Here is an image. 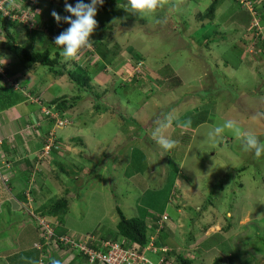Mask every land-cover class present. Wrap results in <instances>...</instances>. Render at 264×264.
Returning a JSON list of instances; mask_svg holds the SVG:
<instances>
[{
	"label": "rangeland",
	"instance_id": "obj_1",
	"mask_svg": "<svg viewBox=\"0 0 264 264\" xmlns=\"http://www.w3.org/2000/svg\"><path fill=\"white\" fill-rule=\"evenodd\" d=\"M76 2L68 0L73 6ZM210 2L169 0L146 20L129 13L123 0H104L97 6L95 19L115 24L101 34L107 36L106 44L99 40L97 27L90 37L93 47L85 49L79 60H66L59 46L52 50L51 58L58 57L61 66L70 70L82 66L90 73V90L100 96L98 102L110 105L106 113H101L100 105L65 76H55L44 66L35 70L28 66L22 71V57L7 46V31L13 33L15 28L11 24L7 31L0 27V56L9 60L2 62L8 69L6 72L2 67L0 87L21 89L27 96L35 89L42 98L20 103V112L30 114L28 105L32 102L36 108V104H43L42 100L82 96L77 106L66 107L67 121L50 128L54 129L52 136H32L35 145L48 140L58 147V157L66 159L58 162L65 165L68 173L60 171L61 166L48 156L51 149L45 147L43 165L51 174L47 176L50 185L40 190L38 201L43 198L44 205L50 207L51 202L62 197L69 202L63 222L47 217L49 232L56 228L66 236L93 242L104 236L114 237L120 221L117 207L127 218L144 217L146 213L160 216L164 212L170 219V234L165 237L175 249L166 263L184 264V258L194 264H213L222 257L221 264H264V154L256 158L254 152L243 151L241 139L231 130L226 129L216 140L207 136L211 129L233 119L243 131L255 132L264 142V117L257 116L264 113L262 39L254 40L236 19L245 14L244 8L253 10L256 18L251 23H259L264 38L260 23L264 0H224L223 7L217 8L213 25L203 29L201 26L208 22L203 14ZM28 3L29 0L15 2L22 16L13 17L31 28L46 31L42 23L54 18L51 12L59 8L61 16L71 15L65 11V0H33L32 6L40 3L38 11L29 10ZM164 18L166 24L156 22ZM185 20L193 21L195 26L187 36L181 34ZM116 46L121 51L118 56L112 53ZM129 46L142 53L144 59L139 63L133 59L126 51ZM33 49L41 51L39 42ZM252 53L260 59L253 61ZM15 68L23 75H17ZM172 71L175 76H171ZM135 72L142 76L134 79ZM220 73L225 82L217 75ZM17 76H23L21 82L18 80L23 85L16 88L13 82ZM252 90L259 92L258 96ZM173 111L181 122L191 121V125L181 129L174 122L166 134L177 144L165 151L152 138L151 131L157 120ZM39 112L36 114L40 117ZM53 113L57 115L55 109ZM23 118L30 119L26 115ZM24 125L18 133L27 130ZM44 125L45 129L49 127ZM26 147L35 148L34 144ZM2 155L0 175L5 183L12 173ZM50 155L54 158L53 153ZM22 172L14 173L18 186ZM33 181L24 180L18 189L28 191ZM10 194L3 197L0 205V264H21L27 259L26 264H39V258L50 259L49 252L55 244H48L44 250L35 247L47 240L38 216L26 214L27 206L33 203L17 207L18 201ZM27 198L33 199L30 195ZM202 243L208 249L201 247ZM56 249L59 250L57 245L51 253ZM61 250L66 253L57 258L60 261L75 253ZM159 255L155 256L150 244L144 259L159 264L162 254Z\"/></svg>",
	"mask_w": 264,
	"mask_h": 264
},
{
	"label": "trees",
	"instance_id": "obj_2",
	"mask_svg": "<svg viewBox=\"0 0 264 264\" xmlns=\"http://www.w3.org/2000/svg\"><path fill=\"white\" fill-rule=\"evenodd\" d=\"M18 1L22 3V2H25L26 0H15V2H18ZM32 1L29 0L28 5L26 4V6H28V9L32 7L31 8L32 11H38L40 3L38 6L37 5L32 6L31 5ZM123 2L127 4V0H123ZM223 3H224V0H211L210 5H206L207 9L205 10L206 12L203 14L204 15L203 17L205 19H208V22L206 24H203L201 28L204 29L210 25H213L212 22L215 19V16H216L215 13L217 11V8L221 6L223 7ZM5 9H7L8 12L10 11V13L13 15L17 13L20 15L22 14V12L19 11L16 7L10 6L9 0L5 2ZM245 10L246 11L244 15H240L238 16V18L236 17L235 18L245 28L243 30L246 33H251L254 36V40L256 38L259 41L260 39H262L263 46H262L261 53L264 55L263 33L259 31V28H256L251 23L253 19V14L251 13V11H249L248 9H245ZM56 12L60 14V12H62V9L59 8L56 10ZM37 18H40V20L42 19V17L40 16H38ZM36 21L37 23H39L38 19H36ZM260 23H262V25L264 26V17H261ZM8 24H11L15 28V32L12 33L7 29ZM42 24H45L43 26L44 28H46V31L40 28L39 29L31 28L28 24H25L24 22H18L16 20H13L11 17L5 16L3 11L0 10V27L4 29L5 31L8 30L7 36H8L9 41L7 42V46L11 52L17 53L18 55L22 57L23 65L21 66L23 68L25 67L29 69L28 66H30L31 68L33 67V69L35 70L39 67L44 66V67H47V70L50 71L52 74H55V76H58V77L65 76L68 79V81L73 83L74 86H76V88L79 91H84L88 93L91 97V100H93L94 104L98 103L100 105V107L102 108L101 113H106L109 110L110 105L108 103L102 104L98 102L100 100L99 98L100 96L96 92H93L92 90H90L91 86H89V83L92 79L90 73L87 70H85V68L82 66H78L75 69L70 70L66 66H61L60 59L58 57L51 58V52L57 46L54 43L55 38H53L51 34H53L54 37H57L61 32H63L68 27H70V25L67 23L61 22V26H60V24H58L54 18H51L49 22H46V23L43 22ZM114 26H115L114 23H109V22L98 23L97 27L99 30V40L104 42V44L107 43V36L105 35L101 36V34H103L105 30H112ZM183 27H185V29L181 28V34L183 36H187L188 34H191L192 29L195 28L193 21L191 22L187 20H185ZM41 39L42 41H40ZM17 40H21V42H18ZM248 41L249 40L246 41V44ZM38 42L40 44L41 51L33 49L35 43H38ZM126 51L138 63L144 59L143 54L140 53L133 46H129ZM112 53L115 54L114 56H118L121 53L119 46L112 48ZM252 54L253 55H251V57L254 56L253 61L260 59L256 53H252ZM57 55H59V53H57ZM243 55H244V52H243ZM58 64H60L59 69H57ZM216 73H218V70L216 71ZM170 74L171 76H173L174 71H172ZM217 75H219L220 78L223 80L222 73L217 74ZM141 76H142L141 73H136V72L134 73V79L139 78ZM254 90H252L251 93L254 94L255 96H258L257 93L259 92H254ZM38 95H40V93L38 92V90H35V89L31 90L30 95L27 96L25 95L23 91H20V90L17 91L14 89L0 87V111L15 107L24 101L29 102V100H31L32 98L40 99L41 97ZM80 100H82L81 95H77L76 97H73V98H67L64 96L61 99L57 98V99L50 100L48 102H45L42 100L41 102L44 105L36 104V108L33 105L35 103L32 102V104L28 105L30 109L32 110V112L30 114L23 113L21 117H19V119L21 120V124H20L21 127L25 126L24 124H26V128L23 127V129H27V130H25L22 133H15L13 136V140H12L13 142L11 141V144L7 143L5 140L4 142H2L3 144L4 143L7 145L9 144L10 146L9 153L3 156H6L5 158H7L6 161L8 163V167L10 166L11 168L10 174L11 173L12 174L10 175L9 180L6 181L5 183L9 185V188H11L12 192L16 189V186H14L12 177H14V179L16 178L14 175V172L18 165L22 164L24 166V169L21 170L23 171L21 174V179H23V181L30 179V177H34L35 175L37 183L32 184L30 188L28 189V191H26L24 188L18 189L17 196H20L21 198L20 200L24 203L26 202L25 204L29 203L28 198H27L28 195L33 197V203L35 205L39 204L40 209H38L37 207V209L34 210V208L36 207L27 206V209L25 211H26V214L31 215L33 217L37 215L38 220L42 218L47 220V217H48V218H54L55 220L57 219V221L60 220L63 222L66 217L68 206H69V202L67 199L63 197L59 200L56 199L53 202H51L53 203V205L52 207H50V204L48 206L44 205L46 204V202L40 204V202L38 201L39 196L37 197V194L41 193L40 190L48 189V186L50 185V181L49 180L46 181V178L48 177L44 176V174L48 176L47 169L43 165L47 157V156H43L45 147L50 146V149H51L50 152L53 153L54 158H52V156L50 155V152L48 156H50L53 162H56V164L61 166L60 171L61 172L65 171L66 173H68L66 168H64L65 165L63 163H62L63 165H60V162H58L60 161V159H62L58 157V150H59L58 147H56L55 145H50L51 143L45 139L52 136L53 134L52 131L54 129L50 131V128H53V127L57 128L60 121L61 122L67 121V116L65 115L67 114L65 113L66 109L77 106ZM233 101L235 102V100ZM54 109L56 110L59 118L57 117L55 113H53ZM39 110L41 111V113L39 112ZM37 111L41 114L40 117L37 116L36 114ZM25 115L30 119H27V118L24 119L23 116ZM44 124L49 125V127L45 129L46 127ZM39 134H44L43 137L45 139L41 141L40 143H38L37 145H35V148H34L35 152L33 153L31 152V149L29 150L26 147L27 144L30 145L31 143V140L28 141L27 139L29 136H34L36 138H39L40 137ZM62 160L65 161L66 159L63 158ZM80 170L82 171L83 167H80ZM23 206L25 207V205ZM117 209L120 215V221L117 225V232L114 235V237H112V235L111 237L104 236L101 239L97 238L96 241L91 242V247L97 253L99 254L103 252L106 253V251L109 250V248L104 247V242L117 243L119 244L120 247H123V248L132 247L140 251L141 253L151 243H153V246L157 248H161L163 245L164 246L162 248L169 246L171 248L170 254L175 250L173 247H171V245H169V243H167V238L165 237L168 235L166 233L168 232L167 228L170 224V219H168L169 216L167 215V213L163 212L160 216L146 213L144 217L127 218L119 207H117ZM166 216L168 218H166ZM60 221L59 223H61ZM59 223H57L56 221L54 222L56 226L59 225ZM64 234L65 233L57 231L56 228L54 229L53 239L57 241L56 245L58 246L59 249H62L63 245L58 237L63 236ZM204 246L205 245L202 243L201 247L208 249L207 248L208 245H206L205 247ZM64 248L71 250L72 252H75L72 254V256L76 254L79 257H84L85 263L90 264L89 259L87 258L88 255L81 253L80 251L78 252L77 247L71 248L70 246H65ZM52 260L53 259L51 258L50 259L48 258L38 259L39 264H51ZM182 261L184 262V264L194 263L191 259L188 260V259L183 258ZM221 261H222V257H218L213 264H221ZM94 264H100V263L98 262V260H96Z\"/></svg>",
	"mask_w": 264,
	"mask_h": 264
},
{
	"label": "clouds",
	"instance_id": "obj_3",
	"mask_svg": "<svg viewBox=\"0 0 264 264\" xmlns=\"http://www.w3.org/2000/svg\"><path fill=\"white\" fill-rule=\"evenodd\" d=\"M168 2L169 0H127V8L125 9L133 15H137L139 18L147 20L149 17L154 16L159 9H163ZM9 4L10 6H14L15 0H9ZM103 4H104V0H90V3H85L84 0H77V2L75 3V6H73L71 3H68V0H65V11L67 13H70L71 15L61 16L55 10L51 12V15L54 17V19L56 20L58 24L61 22H64L70 25V27H68L63 32H61L57 37H55V40H54L55 45L61 48L60 55L64 57L66 60H69V59L79 60L85 49H91L93 47V43L90 37L92 36V34L94 33V31L96 30L98 26V22L95 19V16L97 15V6L103 5ZM244 9H248V8H244ZM248 10L251 11V13L253 14V18H256V14H254V11L250 9ZM18 15H19V18L22 16V15L20 16V14ZM12 19L16 20L14 18ZM156 22L158 24H166L167 18H164L163 20L158 19ZM255 27L260 28L259 23ZM4 69L7 72V69L6 68ZM0 74H3L1 66H0ZM13 85H16V88H17V83L15 81L13 82ZM15 90H19V89H15ZM257 116L264 117V113H258ZM256 118L257 117H253V119H256ZM174 122H176V126L181 129L188 128L191 125V121L181 122L179 120V117L173 111V112H168L167 114L163 116L162 119L157 120L155 122L156 126L151 131L152 138L165 151L171 150L177 144V141L170 139L169 136L166 134L167 130L173 125ZM226 129L233 131L235 136L241 139L243 151L254 152L256 158H260L261 155L264 154V142H261L259 140L255 132L250 131V130L243 131L241 127L239 126L238 122L233 119H228L222 125L216 126L214 129H211L208 132L207 136L211 140H216L218 137L221 136V134ZM29 202L33 203V199H31ZM81 241H84V240H81ZM36 244H40L42 247L38 248ZM36 244H35V247L39 250H44V248L48 245L46 243H36ZM54 246L52 249H54ZM64 247L65 246L63 245L62 248ZM90 247H91V243H90ZM151 248H155V253L162 254L161 263L159 264H168L166 262L169 261L167 260V258L170 255L171 248L167 249L169 248L167 246L164 248L162 247L157 248L153 246V243H151ZM148 249H149V246L143 251L144 256ZM164 249H167V250L165 251ZM79 251L80 250L78 249V252ZM80 252L84 253L82 251ZM164 254H166L167 256H164ZM87 258L89 259V256ZM153 262L155 261L145 260V264H153ZM33 264H35V262H33ZM51 264H61V261L57 259H53L51 261Z\"/></svg>",
	"mask_w": 264,
	"mask_h": 264
},
{
	"label": "crops",
	"instance_id": "obj_4",
	"mask_svg": "<svg viewBox=\"0 0 264 264\" xmlns=\"http://www.w3.org/2000/svg\"><path fill=\"white\" fill-rule=\"evenodd\" d=\"M10 12V11H9ZM10 54V53H9ZM7 62V61H9L8 60V57L6 58V57H4L3 55L2 56H0V66L1 67H3V64H2V62ZM15 66H17V65H15ZM4 68V67H3ZM6 69H8V68H6ZM9 71V70H8ZM14 71L16 72V74L17 75H19V73H20V75H23L20 71H18L17 70V68H15L14 69ZM22 71H23V67H22ZM25 71V70H24ZM33 74V73H32ZM23 77V76H22ZM22 77H20V76H17L16 77V80H15V82L17 83V86H21V85H23V83H20L21 81H22ZM18 80L20 81V82H18ZM20 91H23V90H21V89H19ZM19 105H21V104H19ZM19 105H17V106H15V107H12V108H10V109H7V110H5V111H1L0 112V154L2 155L3 153H9V148H10V146H9V144H11V141H12V138H13V136H14V134L15 133H18L19 131H17V130H19L20 128H22L21 127V120L19 119V117H21V115L23 114V112H20V110H18V107H19ZM18 120H20V121H18ZM12 126H14V128L12 127ZM13 135H12V134ZM9 134H11V135H9ZM9 136V137H8ZM11 137V138H10ZM6 138H8V139H6ZM4 140L7 142V143H9L8 145L7 144H3L2 142H4ZM28 141H30L31 140V143H30V145L31 144H34V146H35V143H34V141H32V136H29L28 137V139H27ZM13 142V141H12ZM19 151V150H18ZM31 152H35V149L34 150H31ZM30 154V153H29ZM1 157H3V155L1 156ZM24 169V166L21 164V165H18L17 167H16V170H15V172L14 173H18V172H20L21 170H23ZM47 169V168H46ZM49 174V176L51 175L50 173H48V170H47V175ZM13 176V175H12ZM44 176L45 177H47L45 174H44ZM43 176V177H44ZM16 177V176H15ZM12 179H13V183H14V186H16V189L12 192V190H11V188H9V185H7V183H4L3 181H2V179H1V175H0V197H1V199H0V205H1V203H3V197L7 194V193H11L10 195H11V197H12V199H16L17 201H18V206L17 207H19L20 205H22L23 206V203L24 202H22L20 199V196H17V192H16V190L20 187V186H22V182H23V179H21V185L20 186H18V181H15V179H17V178H15L14 179V177H12ZM30 179H34V181H33V183L35 184V183H37V180H36V178H35V176L34 177H30ZM30 179H27L28 181H30ZM50 178H46V181L47 180H49ZM12 183V184H13ZM39 184V183H38ZM8 187V188H7ZM39 196V194H37V197ZM39 197H41V195L39 196ZM6 199L4 198V201H5ZM38 200H39V198H38ZM41 201H44L45 202V200L42 198V200ZM40 201V202H41ZM34 204V203H33ZM33 204H32V206H33ZM39 206V204H37V205H35L34 207H38ZM24 207V206H23ZM18 209V208H17ZM170 225V224H169ZM167 233L166 234H170V229L169 228H167ZM175 239H177L178 241H179V238H178V234H176V237H175ZM183 241L181 240V242H180V244L181 245H183ZM164 246V245H163ZM162 246V247H163ZM167 247H169V246H167ZM170 248V247H169ZM53 250V249H52ZM52 250H50V258L51 259H57V258H59V256L61 257H63V253H66V252H64L63 250H61V249H59V250H55V251H59V253H57L56 254V256H54V252H52L51 253V251ZM156 255H159V254H157V253H155V256ZM170 256V255H169ZM169 256H168V258H169ZM74 257V256H73ZM159 257H160V255H159ZM158 257V258H159ZM28 260H30V259H27V260H21L20 261V263L21 264H26L27 263V261ZM160 260V259H159ZM61 264H86L85 263V260H84V258L83 257H74V258H72V255H68L66 258H65V260H62L61 259Z\"/></svg>",
	"mask_w": 264,
	"mask_h": 264
},
{
	"label": "built area",
	"instance_id": "obj_5",
	"mask_svg": "<svg viewBox=\"0 0 264 264\" xmlns=\"http://www.w3.org/2000/svg\"><path fill=\"white\" fill-rule=\"evenodd\" d=\"M0 10L4 11L5 15L14 18L13 14L8 12L7 9L3 7L5 6V2L8 0H0ZM31 8H29L30 10ZM60 123H62L60 121ZM49 147V146H48ZM50 148V147H49ZM39 224L44 228L46 235H44V238L47 240L46 244H56L57 241L53 239L54 237V230L52 229V232H49L50 223L46 221L45 219H39ZM59 240L62 242V245L64 246H70L71 248L77 247L80 251L88 254L89 256V262L90 264H94L96 260L100 264H142L144 259V252H140L132 247L130 248H123L120 247L119 244L113 243V242H104V247L109 248V250L106 251V253H97L92 247H90V241L89 239H85L87 241H81L78 240L72 236H60L58 237ZM54 240V241H53ZM38 248H41L42 246L40 244H36ZM143 257V258H142Z\"/></svg>",
	"mask_w": 264,
	"mask_h": 264
}]
</instances>
